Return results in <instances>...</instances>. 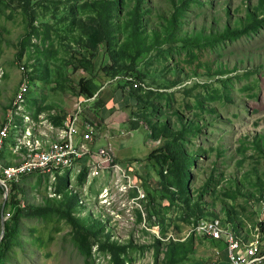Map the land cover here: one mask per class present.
Instances as JSON below:
<instances>
[{
	"label": "rangeland",
	"instance_id": "obj_1",
	"mask_svg": "<svg viewBox=\"0 0 264 264\" xmlns=\"http://www.w3.org/2000/svg\"><path fill=\"white\" fill-rule=\"evenodd\" d=\"M23 76L42 131L74 113L82 80L105 105L143 104L122 111L111 144L138 190L104 206L110 180L25 179L2 264H218L225 246L192 225L250 234L263 218L264 0H0V129ZM159 150L173 158L141 160ZM22 159L8 149L7 163ZM5 202L0 191V215Z\"/></svg>",
	"mask_w": 264,
	"mask_h": 264
},
{
	"label": "built area",
	"instance_id": "obj_2",
	"mask_svg": "<svg viewBox=\"0 0 264 264\" xmlns=\"http://www.w3.org/2000/svg\"><path fill=\"white\" fill-rule=\"evenodd\" d=\"M21 69L26 75V69ZM138 88L139 83H135L132 90ZM30 95V79L23 76L0 129V182L10 194L13 184L22 186L25 179L34 176L47 180L54 190L64 178L68 185L84 175L91 181L110 180V187L102 185L99 194V202L104 206H111L115 197L138 190L132 184L127 167L116 162L110 146L96 152L91 147L98 132L97 124L87 116V111L98 95L78 98L74 113L62 127L43 131L29 111ZM8 149L16 159L18 155L23 159L7 163ZM18 199L24 205L21 193ZM12 215L11 210L8 211L7 218L11 219ZM262 217L250 234L218 218L198 219L192 225V232L224 242L230 264H264V213ZM220 253L218 250V255Z\"/></svg>",
	"mask_w": 264,
	"mask_h": 264
},
{
	"label": "crops",
	"instance_id": "obj_3",
	"mask_svg": "<svg viewBox=\"0 0 264 264\" xmlns=\"http://www.w3.org/2000/svg\"><path fill=\"white\" fill-rule=\"evenodd\" d=\"M113 95L114 96L112 97L111 101L110 100H108V102L106 101L107 104L106 105L104 104L103 106H101L99 108L97 114L93 115L96 118L95 119L96 122L93 119L92 120L94 121L95 124L98 125L97 127L99 129V135L96 137V139H95V141L91 147H92L93 151L96 152L99 149L107 148L110 146L112 148L115 156L117 157V159L121 161L122 156H123V151L126 149L124 147L120 146L118 151H115L111 144L116 142V140H118L120 138V136L116 132L117 128H120L119 125L125 124L126 122L128 123L127 119L123 118V116L125 114L122 111H124V112L127 110L131 111V112L137 111V108L135 107L136 106V103H135L136 99L134 97L128 96L129 100L120 101V102L116 103L115 100L117 99V95L116 94H113ZM124 95H126V94H124ZM105 98H106V95H105ZM104 100H106V99H104ZM122 105H124V106H122ZM105 114L112 116V118L108 119L107 123H105V116H104ZM87 116L89 118L91 117V114L89 111L87 112ZM141 127H142V125H141ZM138 128H140V125ZM121 134H123L122 139L125 142H132L131 140L134 139V138L132 139V137H130V140L129 139L125 140L124 137L126 136V134L124 133V131H121ZM149 157H150L149 155L148 156L144 155L141 160H148ZM119 158H121V159H119ZM123 161H127L126 163L133 162L132 159L123 160ZM136 164H137V166H136V170H137V168H139L140 165H143L144 162L141 163L140 159H136ZM128 168H134V166H131ZM140 169H138V170H140ZM221 256L219 257L218 264H230L229 259H228V255H226L224 257H221Z\"/></svg>",
	"mask_w": 264,
	"mask_h": 264
},
{
	"label": "trees",
	"instance_id": "obj_4",
	"mask_svg": "<svg viewBox=\"0 0 264 264\" xmlns=\"http://www.w3.org/2000/svg\"><path fill=\"white\" fill-rule=\"evenodd\" d=\"M108 69L113 71L114 67L109 66ZM80 88H81V90H80V95L78 96V98H83V99L84 98H92L95 95V86H93L90 81L82 80L80 82ZM104 99H105V96L104 95L102 96V94H100V96L94 102L93 105H96L97 102H99L101 100H102L103 105H104ZM135 103H136L135 107L137 108V110L138 109L141 110V109L144 108V105L141 104L139 101L136 100ZM93 105H92V107H93ZM135 127H139V125H137V126L135 125ZM97 132H98V135H99L98 127H97ZM152 155L148 158V161L155 160V159L157 160V158L158 159L162 158L163 161H167V160H170V159L173 158V156L170 158L168 155L163 153L162 150H159V151H157L156 153H154ZM116 162L118 163L117 157H116ZM21 187L22 186H19V185H14V184L12 185L11 194H10L11 196L9 198L10 201L7 202V205H6V208H5V212H7V210L10 209L11 212H13V215H12L11 219H9L6 222V236H5V239H4V241L2 242V244L0 246V247H2V249L0 250V264H2L4 258L7 256V249H8L7 243L15 235L17 227H18L19 219H20V217L22 216V214L24 212L22 201L20 199H18L19 198V194L21 193ZM0 191L5 193L3 187H1V186H0ZM5 212H4V209H3V211H2V213L0 215V222H1L2 218H3V213L5 215ZM214 243L222 244V245H224L226 247V245L222 241H215Z\"/></svg>",
	"mask_w": 264,
	"mask_h": 264
},
{
	"label": "water",
	"instance_id": "obj_5",
	"mask_svg": "<svg viewBox=\"0 0 264 264\" xmlns=\"http://www.w3.org/2000/svg\"><path fill=\"white\" fill-rule=\"evenodd\" d=\"M0 186L3 187V185L1 184V182H0ZM3 189L5 191V196H6V202H5V206H4V212H5V208H6V205H7L8 200H9L10 193H9V191L5 187H3ZM6 222H7V220H6L5 215L3 213V220H2L3 232H2V235L0 237V246H1V244L4 241L5 236H6Z\"/></svg>",
	"mask_w": 264,
	"mask_h": 264
},
{
	"label": "clouds",
	"instance_id": "obj_6",
	"mask_svg": "<svg viewBox=\"0 0 264 264\" xmlns=\"http://www.w3.org/2000/svg\"><path fill=\"white\" fill-rule=\"evenodd\" d=\"M137 191V190H136ZM212 241V240H211ZM213 242H215V241H213ZM226 248V247H225ZM221 253H220V255H218V257H220L221 255H222V253H223V251L222 250H220V249H218ZM227 255H228V253H227ZM229 259V258H228ZM230 263V262H229Z\"/></svg>",
	"mask_w": 264,
	"mask_h": 264
}]
</instances>
